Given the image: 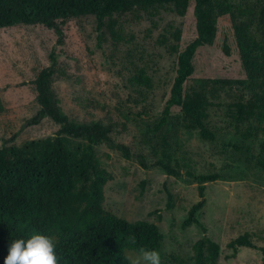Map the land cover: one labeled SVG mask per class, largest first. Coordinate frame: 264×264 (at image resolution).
Returning <instances> with one entry per match:
<instances>
[{
	"label": "rangeland",
	"instance_id": "1",
	"mask_svg": "<svg viewBox=\"0 0 264 264\" xmlns=\"http://www.w3.org/2000/svg\"><path fill=\"white\" fill-rule=\"evenodd\" d=\"M193 14L192 4L186 17L172 10L121 16L114 31L122 40L108 28L99 32L94 17L70 20L59 25L60 32L40 24L0 30V149L22 147L61 130L50 118L30 123L41 110L37 78L55 58L53 89L64 114L73 123H99L110 131V143L96 147L112 175L105 190L108 212L158 225L164 235L162 264H196V245L205 238L221 246L217 264H264V135L244 139L248 124L232 117L242 92L214 87L209 93L216 141L186 130L179 108L155 131L176 75L177 55L169 45L176 42V31L182 34L181 50L196 39ZM195 65L186 87L195 79L247 78L229 16L220 19L214 45L199 50ZM141 68L153 79L150 91L131 84ZM163 136H168L181 177L156 166L153 148ZM189 173L218 177L207 183L206 206L199 215L202 226H184L192 207L202 200L199 183ZM246 233L258 249H233L232 242ZM126 256L140 261L136 251L127 250Z\"/></svg>",
	"mask_w": 264,
	"mask_h": 264
},
{
	"label": "trees",
	"instance_id": "2",
	"mask_svg": "<svg viewBox=\"0 0 264 264\" xmlns=\"http://www.w3.org/2000/svg\"><path fill=\"white\" fill-rule=\"evenodd\" d=\"M192 4L197 37L181 50V32L173 35L176 42L169 45V51L177 55L176 75L155 131H161L172 118L174 108H179L186 130L199 131L202 139L216 141L211 131L212 103L208 95L214 87H228L242 92L232 117L248 124L244 139L264 135V0H0V30L40 24L60 32L59 25L70 20L94 17L99 32L103 34L108 28L122 40L114 31L121 16L172 10L179 17H186ZM227 16L247 78L195 79L186 87L196 73L199 50L214 45L219 21ZM163 42L168 44L167 38ZM225 50L230 53L228 47ZM56 65L53 58L52 67L44 69L37 78L41 110L30 123L38 125L50 118L61 130L54 137L22 147L0 149V264H4L13 239L34 233L55 238L58 264H132L126 251L140 253L142 248L161 254L164 235L158 225L130 222L105 209V190L112 175L103 167L96 147L110 143V131L99 123H73L64 114L53 89ZM131 84L147 91L154 87L144 68L133 76ZM244 91L251 95L250 99ZM167 138L163 136V142L153 148L156 166L170 176L181 177L179 162ZM261 150L264 152V144ZM142 166L148 168L145 161ZM261 166L264 169V162ZM189 176L199 183L202 200L192 207L184 226H202L199 215L206 206L207 183L218 177L192 173ZM231 247L258 249L249 233L233 241ZM196 251V264H217L221 246L205 238L197 243Z\"/></svg>",
	"mask_w": 264,
	"mask_h": 264
},
{
	"label": "clouds",
	"instance_id": "3",
	"mask_svg": "<svg viewBox=\"0 0 264 264\" xmlns=\"http://www.w3.org/2000/svg\"><path fill=\"white\" fill-rule=\"evenodd\" d=\"M56 240L40 233L13 239L8 247L4 264H58ZM162 264L160 253L147 248L140 249V261L132 264Z\"/></svg>",
	"mask_w": 264,
	"mask_h": 264
}]
</instances>
